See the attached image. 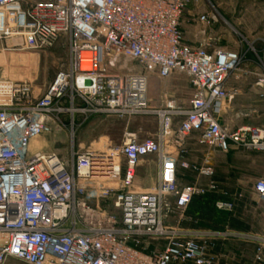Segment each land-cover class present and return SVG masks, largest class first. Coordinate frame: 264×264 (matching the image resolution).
<instances>
[{"label": "built area", "instance_id": "built-area-1", "mask_svg": "<svg viewBox=\"0 0 264 264\" xmlns=\"http://www.w3.org/2000/svg\"><path fill=\"white\" fill-rule=\"evenodd\" d=\"M189 0H0V46L45 50L68 40V66L48 86L0 78V264H216L221 230L169 226L196 195L220 193L212 150L264 151V127L222 126L223 103L238 95L226 81L241 54L186 42L181 18ZM209 26L208 14L198 17ZM188 76L183 107H151L148 75ZM255 85L264 89V73ZM263 97L264 93H260ZM154 115L153 136L128 133L118 145L70 148L68 157L34 152L32 142L55 128L73 131L93 116ZM198 132L200 161H185V141ZM157 164L154 187L137 189V168ZM179 170L205 182L180 181ZM264 205V178L254 184ZM218 210L234 202L218 200ZM192 221V218H189ZM264 258V235L240 234ZM160 247L149 249L151 242Z\"/></svg>", "mask_w": 264, "mask_h": 264}, {"label": "rangeland", "instance_id": "rangeland-1", "mask_svg": "<svg viewBox=\"0 0 264 264\" xmlns=\"http://www.w3.org/2000/svg\"><path fill=\"white\" fill-rule=\"evenodd\" d=\"M202 14L212 18L209 26L199 21L198 17ZM181 29L187 43L198 46L209 42L216 48L236 51L241 54L239 70L253 69L258 74L264 73V0H189L181 18ZM9 44L5 41L0 46V78L26 80L37 86H48L56 74L68 66L66 36H61L53 47L45 50L13 49ZM128 67L148 75L151 107L162 106L166 99H174L179 105L187 106L191 86L186 74L175 72L163 79L135 63H129ZM251 126L264 127V123ZM157 128L158 119L154 115L126 118L98 115L90 117L74 131L69 127H57L33 143L45 144L39 151L55 152L68 157L72 144L76 149L88 146L105 148L120 144L128 133H135L138 138L151 137ZM197 137L198 132H194L185 141L186 162L200 161L207 150L197 143ZM214 166L216 180L220 182L221 191L218 194L222 200L234 202L233 210H217L213 198L207 196L195 219L190 221L191 217L186 212L173 209L167 224L225 232L224 239L217 241L219 258L216 264H264V258L261 262L254 260V244L242 239L240 235L246 232L264 235V205L254 192L255 182L264 178V151L233 148L226 154H215ZM153 167L150 164L139 168L135 181L137 189L154 187L156 171ZM179 175L183 184L206 181L186 171H181ZM233 219L243 225L233 223ZM160 246L161 242H151L149 249ZM7 264L25 263L9 259Z\"/></svg>", "mask_w": 264, "mask_h": 264}, {"label": "crops", "instance_id": "crops-1", "mask_svg": "<svg viewBox=\"0 0 264 264\" xmlns=\"http://www.w3.org/2000/svg\"><path fill=\"white\" fill-rule=\"evenodd\" d=\"M256 74L258 73L253 69H241L238 72L232 73L227 79L226 88L237 89L238 95L233 100H228L223 103L225 108H223V106L221 112L218 114V120L222 126L236 128L245 124L251 125L264 123V96H260V93H264V89L255 85V81L257 80ZM229 124H237V126H230ZM218 153L226 154L218 150H213V162L215 154ZM150 164L151 166H154L153 168L157 173V164L152 157L144 158L138 166L137 172L140 167H148ZM181 171L182 170H179L180 173Z\"/></svg>", "mask_w": 264, "mask_h": 264}, {"label": "trees", "instance_id": "trees-1", "mask_svg": "<svg viewBox=\"0 0 264 264\" xmlns=\"http://www.w3.org/2000/svg\"><path fill=\"white\" fill-rule=\"evenodd\" d=\"M232 150V149H231ZM212 197L213 200L215 201L214 203H216V201L218 200H222L223 198L220 197V195L218 193H208L206 195H196L192 198L190 204L188 205L187 209H186V214L195 219V216L201 212V209H202V204H203V199L205 197ZM216 207V206H215ZM217 209V208H216ZM218 210V209H217ZM219 211H223V212H228V211H224V210H219ZM233 223L239 225V226H242L243 224L241 222H239L238 220L236 219H233L232 220Z\"/></svg>", "mask_w": 264, "mask_h": 264}, {"label": "bare ground", "instance_id": "bare-ground-1", "mask_svg": "<svg viewBox=\"0 0 264 264\" xmlns=\"http://www.w3.org/2000/svg\"><path fill=\"white\" fill-rule=\"evenodd\" d=\"M35 141V140H34ZM33 141V142H34ZM32 142V143H33ZM32 145V147L30 146V149L32 148L33 149V151L34 152H38L39 151V149H41V148H43V146L45 147V144L43 143L42 145L41 144H35V143H33V144H31Z\"/></svg>", "mask_w": 264, "mask_h": 264}]
</instances>
